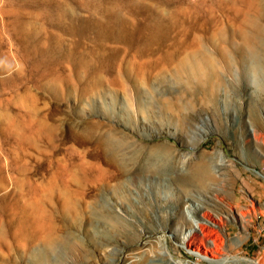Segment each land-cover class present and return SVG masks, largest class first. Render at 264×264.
<instances>
[{"label": "rangeland", "instance_id": "rangeland-1", "mask_svg": "<svg viewBox=\"0 0 264 264\" xmlns=\"http://www.w3.org/2000/svg\"><path fill=\"white\" fill-rule=\"evenodd\" d=\"M249 1L0 0V264L50 234L92 264H207L184 248L195 221L225 264H264Z\"/></svg>", "mask_w": 264, "mask_h": 264}, {"label": "bare ground", "instance_id": "bare-ground-1", "mask_svg": "<svg viewBox=\"0 0 264 264\" xmlns=\"http://www.w3.org/2000/svg\"><path fill=\"white\" fill-rule=\"evenodd\" d=\"M253 7L254 2L253 0H250L249 8L253 9ZM255 10L257 12L254 16H246L245 29L240 33L243 43L242 47H244L243 50L247 52V54L249 55V59L251 60H259L261 57H264V26L260 24V21L264 17V4H261L260 10ZM97 87H95L94 89H96ZM105 147V150L109 153L110 157H112L113 159H117L118 151H121L123 144L118 143L117 141H114L111 138L110 140L108 139V142L105 144ZM194 175H196L195 178H191L194 184H202V182L211 178L207 166L204 165H197L195 168ZM209 221L214 225V221H212L211 219H209ZM209 231L214 232V238L208 236ZM216 232L217 231L213 229L211 225L206 224L205 222L195 221L190 225V228L187 233L188 239L185 240L184 248L187 251H191L192 253L194 252L193 255L199 256V258L207 262V264H225L227 262L229 263L230 258L228 256L220 257L221 255H219L223 248L222 243H216ZM46 238V242L43 243V246H40L36 249L32 246H28L27 249H24L23 264H92L88 260L87 255L83 257L82 255L77 253V250L81 246L79 242L75 244L76 246H72L70 245V242L68 240L63 239L62 241H59V239L54 238L51 234L46 236ZM199 245L204 248L209 257L207 256V254H203L198 250ZM57 249L61 250L60 254L54 253L57 251ZM83 250L87 252L84 247ZM254 263L259 264L260 261H255ZM173 264L184 263H181V261L178 260L175 261Z\"/></svg>", "mask_w": 264, "mask_h": 264}, {"label": "built area", "instance_id": "built-area-1", "mask_svg": "<svg viewBox=\"0 0 264 264\" xmlns=\"http://www.w3.org/2000/svg\"><path fill=\"white\" fill-rule=\"evenodd\" d=\"M261 225H262V230L264 231V213L261 214Z\"/></svg>", "mask_w": 264, "mask_h": 264}]
</instances>
